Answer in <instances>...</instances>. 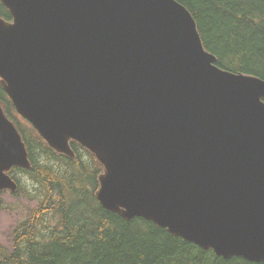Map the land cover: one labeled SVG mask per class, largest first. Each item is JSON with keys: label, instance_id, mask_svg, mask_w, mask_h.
Here are the masks:
<instances>
[{"label": "water", "instance_id": "1", "mask_svg": "<svg viewBox=\"0 0 264 264\" xmlns=\"http://www.w3.org/2000/svg\"><path fill=\"white\" fill-rule=\"evenodd\" d=\"M0 85L96 198L225 259L264 262V80L220 68L176 0H0ZM31 168L0 103V190Z\"/></svg>", "mask_w": 264, "mask_h": 264}, {"label": "trees", "instance_id": "2", "mask_svg": "<svg viewBox=\"0 0 264 264\" xmlns=\"http://www.w3.org/2000/svg\"><path fill=\"white\" fill-rule=\"evenodd\" d=\"M197 22L217 65L264 80V0H176ZM0 15L12 20L0 1ZM0 103L26 144L31 168L9 174L23 189L27 175L40 198L28 219L13 231L10 248L0 245V264H264L225 259L143 218L130 221L105 209L96 192L103 165L76 142V158L54 152L23 123L0 85ZM15 194V195H16ZM1 207V199H0Z\"/></svg>", "mask_w": 264, "mask_h": 264}, {"label": "rangeland", "instance_id": "3", "mask_svg": "<svg viewBox=\"0 0 264 264\" xmlns=\"http://www.w3.org/2000/svg\"><path fill=\"white\" fill-rule=\"evenodd\" d=\"M21 121L25 123L24 120ZM20 178L23 181V189L18 194L0 190V245L6 248L12 245L16 226L30 217L40 198L39 186L27 175Z\"/></svg>", "mask_w": 264, "mask_h": 264}]
</instances>
